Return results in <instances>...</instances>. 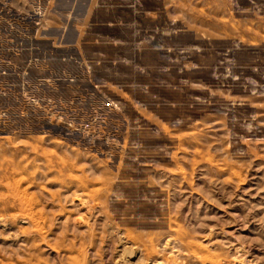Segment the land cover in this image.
<instances>
[{"label": "rangeland", "instance_id": "rangeland-1", "mask_svg": "<svg viewBox=\"0 0 264 264\" xmlns=\"http://www.w3.org/2000/svg\"><path fill=\"white\" fill-rule=\"evenodd\" d=\"M42 10L34 26L65 32L64 48L76 35L100 83L102 40L89 35L127 31L119 22L140 26L142 50L152 26L169 34L159 46L172 72L153 89L147 72L137 87L109 68L111 145L0 110V264H264V82L235 87L227 61L232 47L264 45V0H49Z\"/></svg>", "mask_w": 264, "mask_h": 264}, {"label": "built area", "instance_id": "built-area-1", "mask_svg": "<svg viewBox=\"0 0 264 264\" xmlns=\"http://www.w3.org/2000/svg\"><path fill=\"white\" fill-rule=\"evenodd\" d=\"M33 8L36 9L18 11L20 25H27L26 16L32 17L34 25H40L45 11L39 6ZM38 36L36 39L40 38ZM66 48L72 52L70 57L61 55L57 60L51 57V52ZM25 52L29 55L22 64L0 61V110L5 113L4 117L39 120L82 135L90 145L95 142L111 145L108 136L109 127L114 126L110 121L114 111L106 106L112 100L103 92L109 85V78L100 76L105 83L94 79L90 70L94 66L90 64L88 70L86 62L89 61L75 45L49 50L42 44L31 45ZM21 54L17 55L18 60L22 59ZM44 56L52 58L56 67L46 63Z\"/></svg>", "mask_w": 264, "mask_h": 264}, {"label": "flooded vegetation", "instance_id": "flooded-vegetation-1", "mask_svg": "<svg viewBox=\"0 0 264 264\" xmlns=\"http://www.w3.org/2000/svg\"><path fill=\"white\" fill-rule=\"evenodd\" d=\"M60 2L61 0H54V4L58 6ZM48 3L49 0H0V31L3 32H0V61H11L12 65H19L28 58L29 53L25 51L31 45L41 46L42 44L48 50L50 48L60 49L61 45H66V42H63L67 36L65 32L62 33L59 29L48 31L44 28H41L39 31L34 26L32 17L28 16L25 17L27 25L22 26L20 25V21H18L20 19L18 11L34 6L43 8ZM101 7L104 9V12H108L109 6L107 1ZM104 23H107L106 26H108L107 20ZM9 24H14V26H10ZM121 25L126 27L127 31L91 32L89 35L99 37L102 40L101 66L103 68V75L109 78V68L117 64L118 81H123L127 73L132 72V80L137 85V83L141 82L142 74L147 72L149 73L148 78L151 87L153 89L157 88V82L162 83L163 81L160 79L161 74L164 73L166 78H168L172 72V66H166L168 62L171 63L173 60L171 53L166 48L164 49L159 46V43L162 42L161 39H171L170 35L163 32H159L158 35L155 26H152L153 28L150 29V32H153L155 36H148L150 47L142 50L139 45L144 32L139 29L140 26L138 24L135 25L134 21L131 23L119 22L117 24V26ZM37 36L40 38L36 39ZM74 37L72 39L73 45L76 44L77 39L76 35ZM182 50L187 51L188 49ZM144 51L150 53H143ZM20 53H22L23 57L21 60H18L16 57ZM33 55H35V52H33ZM228 56H230V59L227 61L232 62V82H240L238 85H234L235 87L250 88L255 86L259 80L264 82V45L260 48L232 47ZM219 61V56L213 57L212 60L208 59L207 64L210 67L206 68L214 70L215 63ZM90 63L93 64L94 61H90ZM237 71L241 77L237 76Z\"/></svg>", "mask_w": 264, "mask_h": 264}]
</instances>
